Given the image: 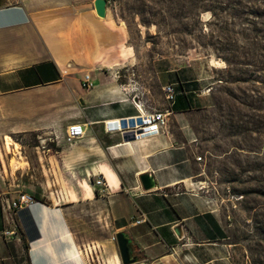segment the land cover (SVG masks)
Masks as SVG:
<instances>
[{
    "label": "crops",
    "instance_id": "1",
    "mask_svg": "<svg viewBox=\"0 0 264 264\" xmlns=\"http://www.w3.org/2000/svg\"><path fill=\"white\" fill-rule=\"evenodd\" d=\"M0 2V99L53 87L78 98L69 124L85 126L75 142L52 138L55 151L37 150L38 167L63 174L69 200H52L41 181L8 187L0 180V264H89L80 250L91 242L102 245L105 264H124L111 238L120 231L139 255L131 264H255L248 244L232 238L223 206L202 186L198 132L188 112L214 105L212 71L198 59L162 54L152 62L155 84L143 77L135 87L134 48L108 4L101 16L94 0ZM86 73L92 87L83 85ZM156 109L168 118L159 132L136 136L111 126ZM146 172L154 187H144ZM97 175L108 183L106 194L94 183ZM23 193L36 201L14 206Z\"/></svg>",
    "mask_w": 264,
    "mask_h": 264
},
{
    "label": "rangeland",
    "instance_id": "2",
    "mask_svg": "<svg viewBox=\"0 0 264 264\" xmlns=\"http://www.w3.org/2000/svg\"><path fill=\"white\" fill-rule=\"evenodd\" d=\"M108 6L134 48L135 87L143 77L155 84L152 62L162 54L198 59L218 79L214 105L188 112L203 155L202 186L223 206L232 238L264 264V0H108ZM56 101L68 105L55 108ZM77 101L53 87L0 99L4 185L41 181L52 200H69L63 174L38 167L37 150L55 151L52 138L72 143L66 133Z\"/></svg>",
    "mask_w": 264,
    "mask_h": 264
},
{
    "label": "built area",
    "instance_id": "3",
    "mask_svg": "<svg viewBox=\"0 0 264 264\" xmlns=\"http://www.w3.org/2000/svg\"><path fill=\"white\" fill-rule=\"evenodd\" d=\"M83 85L86 87H92L94 82L91 78L90 73H86L83 78ZM164 89L167 92L169 99L175 97V86L172 83L164 85ZM168 124L167 112L164 110H149L146 112H140L137 115L130 116L125 120H119L118 123L111 124V126L127 128L133 131L136 136H146L159 132L161 126H166ZM85 134V126L82 122L74 121L71 122L67 127L66 137L68 141L75 142L80 136ZM198 159H203V155H198ZM94 183L99 185V192L106 194L108 192V183L103 176L97 175L94 179ZM36 200L32 198L29 194L23 193L17 200L13 201L14 206H23L26 204H31ZM146 216L143 213L142 217L138 218L137 221L140 222L145 220ZM15 233L13 229H6L4 231L5 235H12ZM113 240L118 241L117 234H113L111 237ZM81 253L86 257L89 264H105L104 257L102 255V245L96 242H91L83 244L81 247Z\"/></svg>",
    "mask_w": 264,
    "mask_h": 264
},
{
    "label": "water",
    "instance_id": "4",
    "mask_svg": "<svg viewBox=\"0 0 264 264\" xmlns=\"http://www.w3.org/2000/svg\"><path fill=\"white\" fill-rule=\"evenodd\" d=\"M3 3V2H2ZM0 2V4H2ZM94 4L97 13L101 16H106L107 14V4L108 0H94ZM141 180L145 188H151L156 185L155 177L152 173L146 172L141 174ZM179 228V234H180ZM118 246L120 250V256L124 264H131L139 259V255L135 250L134 245L131 242L130 236L125 231H120L117 233ZM161 264V263H156Z\"/></svg>",
    "mask_w": 264,
    "mask_h": 264
},
{
    "label": "trees",
    "instance_id": "5",
    "mask_svg": "<svg viewBox=\"0 0 264 264\" xmlns=\"http://www.w3.org/2000/svg\"><path fill=\"white\" fill-rule=\"evenodd\" d=\"M225 59L228 60L229 58H228V57H225ZM237 79H239V78H237ZM127 136H128V137H131V135H127ZM253 260H254V263H255V264H258V261H257V260H255V259H253Z\"/></svg>",
    "mask_w": 264,
    "mask_h": 264
},
{
    "label": "bare ground",
    "instance_id": "6",
    "mask_svg": "<svg viewBox=\"0 0 264 264\" xmlns=\"http://www.w3.org/2000/svg\"><path fill=\"white\" fill-rule=\"evenodd\" d=\"M121 258V257H120Z\"/></svg>",
    "mask_w": 264,
    "mask_h": 264
}]
</instances>
